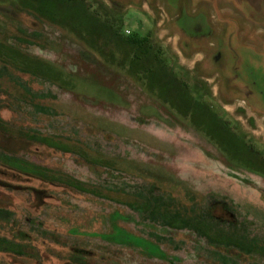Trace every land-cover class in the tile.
<instances>
[{"label":"rangeland","instance_id":"obj_1","mask_svg":"<svg viewBox=\"0 0 264 264\" xmlns=\"http://www.w3.org/2000/svg\"><path fill=\"white\" fill-rule=\"evenodd\" d=\"M75 2L0 0V264H264L263 75L206 64L167 2Z\"/></svg>","mask_w":264,"mask_h":264},{"label":"crops","instance_id":"obj_2","mask_svg":"<svg viewBox=\"0 0 264 264\" xmlns=\"http://www.w3.org/2000/svg\"><path fill=\"white\" fill-rule=\"evenodd\" d=\"M159 1L167 2L172 10H176V25L181 34L195 42L205 40L210 43L212 47L207 49V53L198 51V54L206 55L204 56L205 63L207 60L206 64L212 62L214 69L223 71L227 70L226 63L229 60L231 65L228 70L231 77L226 78L230 82L235 79L245 82L244 73L255 72L264 77V0ZM182 15L188 19L192 17L200 19L206 31L213 29L214 34L208 38L188 36L181 30L183 21L179 22V17ZM219 45L222 47H218ZM231 59L236 60L231 61ZM236 62L238 63L235 64Z\"/></svg>","mask_w":264,"mask_h":264},{"label":"trees","instance_id":"obj_3","mask_svg":"<svg viewBox=\"0 0 264 264\" xmlns=\"http://www.w3.org/2000/svg\"><path fill=\"white\" fill-rule=\"evenodd\" d=\"M25 7H28L34 11H36L40 16L47 19L49 22L53 23H61L65 24L68 20H79L80 24H83V17L82 15H85V12L81 9L82 4L75 2V0H22ZM72 4V7H70ZM81 16V18L79 17ZM88 17V16H87ZM89 18V17H88ZM79 25V24H78ZM77 25V26H78ZM101 31L107 30L108 28L100 24ZM100 36V35H99ZM100 39H103L100 36ZM117 42H115L117 48H124L125 50L123 53L125 54L126 51H132L131 53L134 54L135 60L132 61L134 64H137V62L140 61L141 53L144 52V49H142V46H147L146 40H129L128 43L121 38L115 37ZM124 43L123 45L120 43ZM122 45V46H121ZM134 45V46H133ZM148 47V46H147ZM135 50V51H134ZM138 52V53H137ZM39 66H46L44 63L37 62L36 63ZM54 77H58L55 76Z\"/></svg>","mask_w":264,"mask_h":264},{"label":"flooded vegetation","instance_id":"obj_4","mask_svg":"<svg viewBox=\"0 0 264 264\" xmlns=\"http://www.w3.org/2000/svg\"><path fill=\"white\" fill-rule=\"evenodd\" d=\"M179 22L183 21V27L181 28L182 32L187 33L188 36L190 35L191 37H195V38H200V37H211L214 34L213 29L211 31H206L204 24L201 22L200 19L196 18V17H192V19H188L185 18L184 15H182L181 17H179ZM182 23V22H181ZM187 26H186V25ZM193 32V34L190 32ZM218 47H222V46H218ZM219 57L216 56L215 58L217 59ZM218 215V213H216ZM219 216V215H218ZM220 217V216H219Z\"/></svg>","mask_w":264,"mask_h":264}]
</instances>
